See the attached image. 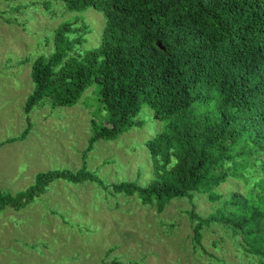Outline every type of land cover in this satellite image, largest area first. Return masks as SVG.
Returning <instances> with one entry per match:
<instances>
[{
  "label": "trees",
  "instance_id": "1",
  "mask_svg": "<svg viewBox=\"0 0 264 264\" xmlns=\"http://www.w3.org/2000/svg\"><path fill=\"white\" fill-rule=\"evenodd\" d=\"M46 2L40 7L47 12ZM54 3L71 15L44 39L52 46L50 53L29 65L32 86L22 106L29 126L0 144L25 135L31 110L75 105L95 84L98 110L105 113L98 122L90 120L82 157L98 139H116L139 126V113L147 106L162 122L146 141L153 177L146 185L127 180L104 185L83 161L76 170L40 171L22 191L1 189L0 211L6 206L21 209L56 178L136 195L156 212L172 199L205 195L219 202L205 216L193 206L185 211L193 240L200 242L202 229L216 223L264 264V0ZM87 9L103 17L92 48L82 47L91 27L78 13ZM230 180L243 190L216 189Z\"/></svg>",
  "mask_w": 264,
  "mask_h": 264
},
{
  "label": "rangeland",
  "instance_id": "2",
  "mask_svg": "<svg viewBox=\"0 0 264 264\" xmlns=\"http://www.w3.org/2000/svg\"><path fill=\"white\" fill-rule=\"evenodd\" d=\"M42 1L0 0V141L21 135L29 126L22 109L32 86L29 65L38 55L50 53L52 46L44 39L71 15L54 0H47L46 12ZM78 15L91 27L82 47L92 48L103 26L102 14L87 9ZM94 89L95 84L86 89L75 105L42 106L29 112L31 124L25 135L0 144V190L22 191L40 171L76 170L83 161L104 185L150 182L153 172L146 141L162 122L147 106L139 113V126L116 139H98L83 158L90 120H101L105 113L98 110ZM235 183L230 180L216 189L242 191V184ZM111 190L91 181L75 184L56 178L21 209L6 206L0 211V264H103L112 259L120 264H261L257 255L241 249L235 237L216 223L202 229L200 242L193 240L185 211L193 206L205 216L219 200L196 194L191 200L172 199L156 212L136 195Z\"/></svg>",
  "mask_w": 264,
  "mask_h": 264
}]
</instances>
